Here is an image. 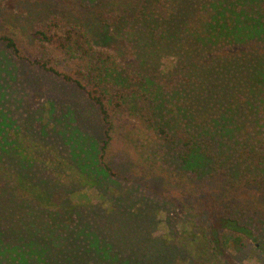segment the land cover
I'll use <instances>...</instances> for the list:
<instances>
[{
    "label": "trees",
    "instance_id": "trees-1",
    "mask_svg": "<svg viewBox=\"0 0 264 264\" xmlns=\"http://www.w3.org/2000/svg\"><path fill=\"white\" fill-rule=\"evenodd\" d=\"M35 1L49 6V0ZM63 1L65 11L55 9L34 36L84 58L87 84L103 88L87 89L80 78L61 73L47 60L25 59L2 27L0 52L18 64L3 62L0 54L5 70L0 80L7 93L14 84L18 89L33 85L24 59L85 90L107 125L106 138L97 147V171L71 167L104 200L102 217L106 212L115 216L116 208L126 213L114 217L118 223L107 230L95 212L98 221L89 219L87 212L96 204L88 190L70 189L64 168L58 171L53 157L43 155L45 145L0 110V264H167L168 257L183 264H216L220 256L243 255L263 231L259 226L255 232L250 222L264 220V0H139L131 12L140 17L139 29L154 32L165 47L161 52L146 42L149 48L126 65L110 48L122 15L111 10V21L101 19L99 27L82 24L71 3L108 6L106 0ZM35 6L30 11H38ZM139 36L143 42V33ZM169 41L178 46L168 51ZM153 52L162 53L165 62L146 63ZM119 109L135 112L154 127L170 161L179 160L203 186L215 187L193 198L198 218L181 217L189 238L180 252L170 246L168 234L139 232L140 220L154 221L153 201L142 207L110 194L119 190L118 174L104 155L111 117ZM112 177L117 185L107 183Z\"/></svg>",
    "mask_w": 264,
    "mask_h": 264
},
{
    "label": "rangeland",
    "instance_id": "rangeland-1",
    "mask_svg": "<svg viewBox=\"0 0 264 264\" xmlns=\"http://www.w3.org/2000/svg\"><path fill=\"white\" fill-rule=\"evenodd\" d=\"M137 1L139 0H106L105 3L108 6L97 7L91 6L89 1L81 3L74 1L70 6L76 13L75 19L82 24H95L96 27H99L101 19L107 21L106 17H108L107 19L111 21L109 15L112 13L111 10L122 15L120 18L122 24L117 25L120 28L116 29V24H112V27L119 31L110 43V48L114 47L119 53L120 63L126 65L127 61H131L133 57L139 58L146 47L149 48L146 42L153 43L156 50L160 49L161 52L165 47L164 42H156L154 32L148 33V29H143L144 26L139 29L140 17H136V12L131 13L137 10ZM0 2H4V6L0 5V27L2 31L15 38L20 54L25 59L47 60V65L61 73L65 72L80 78L87 89H91L92 86H95L94 89L103 88L101 83L87 84L83 76L86 63L84 58L67 53L55 45L42 43L34 36V29L45 28L49 17L55 15V9L65 11L63 10L67 4L65 1L49 0V6L43 1L35 0H0ZM33 2L36 3L35 7L38 11H30ZM103 8L106 12H101ZM53 10L54 12H51ZM180 28H183L182 25ZM140 32L143 33V42L139 41ZM170 46L177 47L178 43L169 41L168 51L171 50ZM94 48L98 49L99 46L94 44ZM0 54L5 58L3 62L18 64L17 59L15 61L9 59L3 52ZM162 56V53L153 52L146 63L163 58ZM22 62L29 68L25 75L35 83L33 85L26 83L27 89H18L16 87L18 84H14L13 87L6 89L7 93L4 91L3 80H0V110L7 111L9 119L14 120L16 126H21L28 137L36 138L34 140L41 141L45 145L43 155L50 154L53 157L52 163L54 162L58 171L64 168L67 180L70 179L68 182L71 185L70 189L83 186L88 190L92 203L96 204L95 209L92 210L90 207L91 209L88 210V218L98 221L96 218L100 217L99 222H103L106 230L114 227L112 222L118 223L114 217H120L121 213L126 211L120 209L118 212L116 208L115 216L106 212V216L102 217L101 213L107 206L104 200L99 197L97 190H93L89 182L82 180L78 172H74V168L71 167L75 163L85 168L91 166L97 171L95 167L97 147L101 140L106 138L104 130L107 128L98 108L85 90L75 83L67 82L61 76L42 72L24 59ZM164 62L165 58L161 63ZM162 66L163 64L160 65L161 68ZM1 67L4 68L0 66V72L5 73ZM16 69L18 70L17 67ZM28 95L29 98H27ZM109 135L104 159L112 165L118 175L109 179L107 183L114 182V178L118 180L119 189L117 193L110 194H117L116 197L120 196L125 204L134 201L133 204L141 203L142 207L145 201H153L151 214L154 211V221L151 224H145L146 220H140L139 232L144 230L151 237L168 234L170 246H176L175 251L180 252L182 244L186 243L187 246L189 238L188 231L184 232L185 230L181 227V217L183 214L188 216L191 213L189 215H196L198 218L193 198L215 189L214 185L203 186L200 178L186 172L187 166H182L179 160L170 161L168 151L166 147H163V142L154 131V127L147 126L135 112L128 109L116 110L111 117ZM124 192L127 195L125 197ZM130 195L132 200L127 198ZM115 203L118 206V202ZM250 226L255 232L259 228L263 229L262 235L257 238L258 241H250L251 245L241 256L234 253L227 259L218 257L216 264H264V220L260 222V225L256 220L251 221ZM257 243H259L258 246ZM186 256L187 254L183 255L182 259ZM183 261L176 262L175 258L171 259V257L166 260L167 264H183Z\"/></svg>",
    "mask_w": 264,
    "mask_h": 264
}]
</instances>
